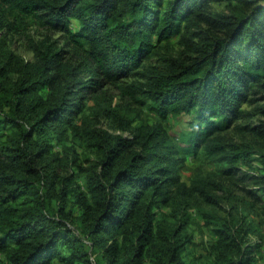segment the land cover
Here are the masks:
<instances>
[{
    "label": "trees",
    "instance_id": "obj_1",
    "mask_svg": "<svg viewBox=\"0 0 264 264\" xmlns=\"http://www.w3.org/2000/svg\"><path fill=\"white\" fill-rule=\"evenodd\" d=\"M209 1L0 0V31L24 29L29 21L62 32L70 47L34 44V60L18 62L15 79L7 65L0 67V131L10 130L0 145V254L7 264H187V209L194 199L211 207L218 199L211 182L183 181L173 157L204 144L211 158L237 155L222 154L215 133L242 113L250 86L264 88V5L237 0L247 11L225 17L223 35L197 46L189 61L141 69L154 35L167 40L212 23ZM130 75L135 80L124 85L121 78ZM104 84L149 102L161 120L191 112L196 123L184 146L171 147L159 125L133 142L94 130V163L78 166L82 190L73 175L38 161L53 142L77 134L87 97ZM133 145L139 149L128 148ZM160 206L175 210L177 220L158 218ZM199 210L215 237L208 247L212 264H257L260 245L245 242L254 232L249 222Z\"/></svg>",
    "mask_w": 264,
    "mask_h": 264
},
{
    "label": "rangeland",
    "instance_id": "obj_2",
    "mask_svg": "<svg viewBox=\"0 0 264 264\" xmlns=\"http://www.w3.org/2000/svg\"><path fill=\"white\" fill-rule=\"evenodd\" d=\"M264 5V0H254ZM239 2V1H238ZM237 0H211L208 8L212 23H201L198 26L182 29L167 40H157L153 36L154 46L151 53L143 58L142 73L151 66H165L175 60L189 61L194 56V50L204 41L222 36L220 25L225 17L244 14L246 6ZM77 22L72 20L70 29H75ZM48 40L56 48L70 50L62 32L48 29L37 23L25 22L24 29L17 31H0V67L7 65L9 77L17 78L15 66L18 62L34 60L32 46ZM14 56L9 59L10 55ZM72 56H76L72 54ZM76 61L75 57L71 58ZM124 85L134 81L133 75L121 78ZM121 81V83H122ZM119 83V84H121ZM248 100L240 104L242 113L232 120V126L224 131L215 133L216 138L223 143L222 154L236 153L229 159L207 156L204 145L199 146L195 154L181 153L174 156L180 165L174 170L188 185L193 181L206 180L211 183L208 187L217 196L218 204L211 207L194 199L187 209L189 222L186 231L190 235V242L186 245L182 258L187 264H212L208 251L209 243L215 240L211 230L204 223L199 209H208L227 218H241L249 222L254 232L245 237L246 244L260 245L257 249V264H264V88L250 86ZM142 100V99H141ZM191 112H171L161 120L158 114L147 102L134 100L122 93L116 86L104 84L87 97L83 112L76 119L77 134L68 136L67 140L53 142V148L48 155L38 161L40 167H46L60 176L73 175L75 182L83 188L81 170L90 167L96 157L92 135L94 130H103L110 135H119L133 142L143 134L147 136L155 129L164 131L167 146L187 143L192 127L196 121ZM127 127V128H124ZM9 129L0 131V145L6 141ZM214 138V140L216 139ZM212 138L205 143L211 145ZM128 148L139 149L137 145ZM242 154V155H241ZM231 168L229 173L225 169ZM158 218L165 217L173 222L178 215L169 206L155 207ZM80 235V233H78ZM0 263L7 264L0 254ZM59 264V263H55ZM144 264H150L145 261Z\"/></svg>",
    "mask_w": 264,
    "mask_h": 264
}]
</instances>
